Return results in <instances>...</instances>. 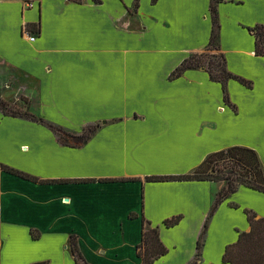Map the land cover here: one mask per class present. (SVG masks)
I'll list each match as a JSON object with an SVG mask.
<instances>
[{
    "label": "crops",
    "instance_id": "0c3cea01",
    "mask_svg": "<svg viewBox=\"0 0 264 264\" xmlns=\"http://www.w3.org/2000/svg\"><path fill=\"white\" fill-rule=\"evenodd\" d=\"M210 7L211 0H0V98L75 135L101 125L72 148L47 125L0 110V164L40 180L0 168V264H76L72 235L90 264H141L144 221L168 249L154 264L194 259L225 183L147 179L191 174L232 147L255 151L264 172V57L250 32L264 25V0L216 6L227 68L252 88L229 80L226 103L203 68L169 78L206 52ZM32 24L39 31H29ZM246 210L264 219V193L240 186L219 205L200 264H226V248L251 231Z\"/></svg>",
    "mask_w": 264,
    "mask_h": 264
},
{
    "label": "trees",
    "instance_id": "16d2710c",
    "mask_svg": "<svg viewBox=\"0 0 264 264\" xmlns=\"http://www.w3.org/2000/svg\"><path fill=\"white\" fill-rule=\"evenodd\" d=\"M80 3L82 0H71ZM156 1V0H153ZM220 0H211V15L213 20L212 35L209 46L206 52L202 54H193L185 59L182 64L175 69L170 75V80L180 77L186 70L189 69H205L212 81L221 83L224 92V101L230 102L227 91V83L233 79L247 88H252V82L247 81L239 76L232 74L226 64V58L220 51L219 34L221 26L218 19L216 6ZM138 0H136V5ZM29 31H39L38 24L28 25ZM250 32L255 37V52L259 57H264V25H257L250 29ZM211 52L215 54L210 55ZM0 110L8 116L23 117L33 122L47 125L56 135L60 142L68 147L77 148L86 143L100 128V124L87 127L80 135H75L67 132L61 127L52 123H48L42 118L26 111L20 113L14 105H10L0 98ZM0 168L17 175L21 178L28 179L34 182H40L38 178L18 170L9 168L0 164ZM129 179H107L102 182L128 181ZM148 181H214L224 182L225 185L218 193L210 213L205 222L204 228L199 236L197 244V253L194 259L189 264H200L201 251L203 248L204 237L206 235L209 221L219 205L227 199L231 194H234L240 186H244L255 191L264 193V172L257 153L251 149L242 147H232L227 150L219 151L208 156L204 162L193 173L181 176L169 177H149ZM42 183V182H41ZM248 222L251 225V231L241 233L238 241L235 244L229 245L226 248L223 256V262L226 264H264V219H257V215L249 210L245 211ZM181 217H174L164 222L168 228L179 224ZM34 239L38 237L33 234ZM70 250L74 256L76 264L88 263L78 246V238L75 235L70 237ZM168 253V249L164 246L160 239V231L157 227H152L150 223L144 221L142 242L138 246V257L142 259L141 264H154Z\"/></svg>",
    "mask_w": 264,
    "mask_h": 264
},
{
    "label": "rangeland",
    "instance_id": "374dc122",
    "mask_svg": "<svg viewBox=\"0 0 264 264\" xmlns=\"http://www.w3.org/2000/svg\"><path fill=\"white\" fill-rule=\"evenodd\" d=\"M215 54V52H211L210 55H213ZM25 101V99L23 100ZM10 105H14L16 109H18L20 111V113H25L26 111H29L28 109V105L24 104L23 102H17L15 104H10ZM1 238H2V235H0V248L2 249V244H1ZM6 251H8L6 249ZM22 252V250H20ZM8 255L9 256H13V250L9 249V252H8Z\"/></svg>",
    "mask_w": 264,
    "mask_h": 264
},
{
    "label": "built area",
    "instance_id": "2783aa9c",
    "mask_svg": "<svg viewBox=\"0 0 264 264\" xmlns=\"http://www.w3.org/2000/svg\"><path fill=\"white\" fill-rule=\"evenodd\" d=\"M30 40H31V41H34V40H35V37L31 36V37H30Z\"/></svg>",
    "mask_w": 264,
    "mask_h": 264
}]
</instances>
